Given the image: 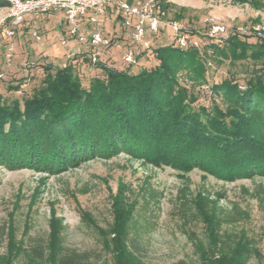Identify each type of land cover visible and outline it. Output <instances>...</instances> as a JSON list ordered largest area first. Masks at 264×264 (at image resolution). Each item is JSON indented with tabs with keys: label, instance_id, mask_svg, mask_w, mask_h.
<instances>
[{
	"label": "rangeland",
	"instance_id": "obj_1",
	"mask_svg": "<svg viewBox=\"0 0 264 264\" xmlns=\"http://www.w3.org/2000/svg\"><path fill=\"white\" fill-rule=\"evenodd\" d=\"M166 3L169 9L164 12L165 24H160L163 32L153 36L150 44L155 38L157 44L173 43L175 32L169 25L175 21L189 34L204 32L212 24L224 25L230 31L264 26V9L257 10L251 4L234 0H166ZM8 13V8H1L0 20ZM50 14L56 19H42ZM42 16L28 17V22L17 27L12 39L11 65L6 62L3 47L8 41L5 27L0 26V101L11 103L18 99L22 104L42 83L43 65L47 63L41 51L46 43L45 34L66 27L61 22V12ZM117 16L116 12V18L112 19L115 21ZM116 23L115 28L106 23L103 30L104 37L114 38L113 44L105 46L107 50L112 49L115 57H123L130 48L139 50L130 35L132 30L119 17ZM66 33L59 34L55 41L61 42ZM196 38L206 40L202 36ZM226 39L213 44L222 47ZM75 41L70 40L69 46L56 50L57 55L47 56L67 60L65 51ZM249 42L255 43L254 38ZM203 47L201 51L208 56L207 81L195 80L188 71L179 78L197 97L195 110L200 106L211 108L213 102L223 107L212 91L213 85L230 76L244 85L254 69L264 67V58L254 60L252 50L247 51L244 59L231 60L214 55L208 45ZM143 57L134 73L159 63L155 57ZM122 61L120 66L126 65ZM86 62L79 61L74 67L85 88L96 79L105 78L101 69L85 65ZM77 162L53 173L32 163L22 167L0 164L2 259L11 258L12 264H56L76 252L86 254L91 264H208L225 253L233 257L236 246L244 243L249 250L240 254L242 263L264 264V175L254 173L228 181L200 167L183 172L166 164L156 166L124 151ZM121 212L127 217L121 236L123 250L115 246L113 233L117 214ZM39 246L44 249L43 260L33 254V249Z\"/></svg>",
	"mask_w": 264,
	"mask_h": 264
},
{
	"label": "trees",
	"instance_id": "obj_2",
	"mask_svg": "<svg viewBox=\"0 0 264 264\" xmlns=\"http://www.w3.org/2000/svg\"><path fill=\"white\" fill-rule=\"evenodd\" d=\"M234 1L264 9V0ZM158 5L168 12L166 0ZM9 6L0 0V9ZM111 13L116 18V10ZM117 13V20L121 19ZM252 38L255 43L249 42ZM153 40L150 49H142L136 65L126 64L123 70L95 65L105 78L87 88L74 73L82 58L91 65L87 53L64 66L47 60L45 76L32 96L22 104L18 99L0 101V164L22 167L32 163L53 173L77 160L124 151L183 172L200 167L228 181L254 173L264 175V67L254 69L244 85L234 76L213 85L223 107L213 102L211 108L195 110L198 99L179 78L188 71L195 80L206 82L208 56L194 47L181 48L174 40L168 45ZM208 46L224 59H244L248 50L254 60L264 58V40L252 34L232 33L224 46ZM143 56L155 57L159 63L134 73ZM126 224V215L118 213L113 233L115 246L121 250ZM3 237L2 231L0 246ZM248 250L247 244L239 243L233 257L225 253L208 264H244L239 257ZM33 254L43 260V247H35ZM0 264H12V259L0 257ZM56 264L91 262L86 254L74 252Z\"/></svg>",
	"mask_w": 264,
	"mask_h": 264
},
{
	"label": "built area",
	"instance_id": "obj_3",
	"mask_svg": "<svg viewBox=\"0 0 264 264\" xmlns=\"http://www.w3.org/2000/svg\"><path fill=\"white\" fill-rule=\"evenodd\" d=\"M10 3L8 15L0 20V26L5 27L7 43L3 46L5 58L8 65L13 61V41L16 29L26 21V18L38 19L42 14L50 12H62L63 21L67 26L66 36L61 40L62 45H67L70 40H77L90 46L86 52L90 58V64L95 66L101 63L100 48L110 46L111 38L104 37L105 19L109 11H118L121 20L126 28H130L131 37L140 47L127 49L122 57L123 63L136 65L138 56L142 49L151 48L149 40L159 33L160 24H165V13L160 10L156 1L128 2L125 0H6ZM175 35L174 41L181 48L194 47L200 51L203 46L215 43L218 39L228 38L232 33L239 35H255L264 40V26L254 25L247 28H237L231 31L220 24H212L204 32L189 34L178 22H171L169 25ZM88 30L89 34L85 31ZM35 32L37 39L40 37ZM202 36L206 40H198ZM201 46V47H200ZM73 55H68L70 62Z\"/></svg>",
	"mask_w": 264,
	"mask_h": 264
},
{
	"label": "crops",
	"instance_id": "obj_4",
	"mask_svg": "<svg viewBox=\"0 0 264 264\" xmlns=\"http://www.w3.org/2000/svg\"><path fill=\"white\" fill-rule=\"evenodd\" d=\"M51 15L52 14H50L48 17H46V16H42V19L43 18H45V19H47V20H50V21H52V19L53 20H55L56 18H52L51 17ZM54 15V14H53ZM110 16V17H109ZM107 18H106V22H105V25H106V23H109V24H113L112 26L115 28V27H117V23H116V20L117 19H115V21L113 20L114 18H115V16L113 15V14H111V15H109ZM61 22L63 23V14H62V12H61ZM113 18V19H112ZM28 20V18H26V21ZM112 20H113V22H112ZM25 21V22H26ZM28 22V21H27ZM42 25V24H41ZM23 26V25H22ZM21 26V27H22ZM43 26H45V25H43ZM20 27V28H21ZM57 27V26H56ZM57 29V28H56ZM61 31V32H60ZM84 31H85V29H84ZM63 32H67V26L64 28H61V29H57L55 32L53 31V32H49L48 34H45V37H44V41L46 42V43H44V48L41 50L42 51V53L44 54V57H45V59H46V61L48 60V61H50V62H52V63H54L55 65H59V66H61L60 65V62H62V61H64V65H66L65 63L66 62H68L66 59H65V57L64 58H61V56H59V57H56L55 58V60H52V58L50 59V57H48V56H50L49 54L50 53H52L53 55H57V51L56 50H58V49H60V48H66L67 46H69V44H70V41H69V43L67 44V45H62L60 42H56L55 40L57 39L56 37H58V35L59 34H62ZM87 34H89V32H88V30L87 31H85ZM46 33V32H45ZM63 35V34H62ZM61 35V36H62ZM46 36H47V39L48 40H46ZM65 36H66V34H65ZM62 38H64V37H62ZM76 43H78L77 45H76V43H75V45H73V47L71 48H69L68 50H66L65 51V53H66V55L68 56V55H73V57H75V56H77V55H83V54H85L87 51H88V49L90 48V46H88L87 44H82V43H79V42H77V41H75ZM112 49H108L107 50V47H105V46H102L101 48H100V55H101V60L103 61L102 63H104V64H106L108 67H112V68H115V69H119V70H123V69H126L127 68V66L126 65H124V66H120V63H119V61L120 60H122V57L120 56V57H115V56H113V54H112V51H111ZM111 51V53H109V52ZM48 55V56H47ZM66 56V57H67ZM52 57V56H51ZM107 57H109V59H107ZM84 60H86L87 62V64H85V65H89L88 64V60L85 58H82L80 61L82 62V61H84ZM58 63V64H57ZM122 63H123V61H122ZM119 64V65H118ZM124 64V63H123ZM63 65V66H64ZM91 66V65H90ZM120 66V67H119ZM96 69H98V68H96ZM86 71H89L88 70V68H86L85 69Z\"/></svg>",
	"mask_w": 264,
	"mask_h": 264
}]
</instances>
